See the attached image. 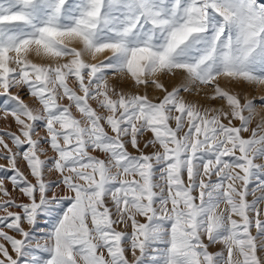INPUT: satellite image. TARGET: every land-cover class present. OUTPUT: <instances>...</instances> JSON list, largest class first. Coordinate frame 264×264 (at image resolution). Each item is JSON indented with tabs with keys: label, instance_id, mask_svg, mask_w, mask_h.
I'll use <instances>...</instances> for the list:
<instances>
[{
	"label": "snow or ice",
	"instance_id": "1",
	"mask_svg": "<svg viewBox=\"0 0 264 264\" xmlns=\"http://www.w3.org/2000/svg\"><path fill=\"white\" fill-rule=\"evenodd\" d=\"M229 85L264 86V0H0L17 129L0 135V264H264V122Z\"/></svg>",
	"mask_w": 264,
	"mask_h": 264
},
{
	"label": "rangeland",
	"instance_id": "2",
	"mask_svg": "<svg viewBox=\"0 0 264 264\" xmlns=\"http://www.w3.org/2000/svg\"><path fill=\"white\" fill-rule=\"evenodd\" d=\"M89 59H91V58L89 57ZM103 59H104V57L102 55L97 57V61L103 60ZM108 79H109V83L110 84L119 85V87L122 88L124 91H128V92L136 91V89L133 88V82L128 77H119L117 75H113V74L110 73L109 76H108ZM162 82L164 83L165 87L168 88L169 91H171L173 87L179 86L182 83V80H181V78L179 76L174 77V78L173 77H163L162 78ZM223 84H224V82L222 81V85ZM228 88H229L230 91L237 92V93H242V95H241V102L242 103L245 100V95H246V97L248 99H252L254 101V103L256 105V113L257 114H256V116H255V118L253 120L252 127H255L257 124H259L261 122H264V106L261 105V100H260L261 97H264V86L229 85ZM13 91H15V90H13ZM143 91H144V89L141 88L140 92L143 93ZM147 91H148L149 97L154 99V100L157 97L162 98V96H163V93L161 91L156 90V89L151 88V87ZM203 91L204 92H208V91H210V89H203ZM184 95L187 96L188 94H184ZM21 97L26 102L31 103V101H32V98L29 96V94L27 93L26 89L21 90ZM188 99L199 100L205 106H213V107H218V106H220L223 103L222 101H219V100H217L215 102H210V101L205 100L203 97H198V96H195V95L188 96ZM2 102H3V98L0 97V104H2ZM64 102L67 103L66 100ZM93 107H95V103L94 102H93ZM73 111H75V110H73ZM234 123H238V122H234ZM8 125H11V128H10L11 131H17L16 125L11 120V118H9L8 121H5V120L2 119V113H0V135L3 134V130L8 128ZM151 137H152V134L151 133H147L146 136H145V139H150ZM5 138H6V141L9 143V146H12L11 142L7 140V137H5ZM141 147H143V144H141ZM128 150L130 152H132L133 154H137L136 151L131 148V146H129ZM151 151H152L151 148L145 149L146 153H150ZM93 154L102 157V154L99 153V152L93 153ZM51 155H53V153H51V151H49V156H51ZM41 158L43 159L44 157L42 156ZM0 165H3L5 168H7L8 167L7 160L0 159ZM19 166L21 167L22 171H24L26 174L28 173V169L26 168V166H25L23 161L20 162ZM0 175H3V173L0 172ZM9 175H11V173H9ZM29 178L31 179L30 176H29ZM52 178L54 179L55 177H52ZM5 186L7 187L9 193L13 197H17V202H19L21 199H24V198L19 196L18 191H13L10 181L5 180ZM260 194L261 193L259 191H257L256 195L259 196ZM0 198L6 199L7 197L0 196ZM247 199L251 200V199H253V197L249 196V197H247ZM221 207H223V205H221ZM262 207H264V205H262ZM9 211H19V209L10 208ZM2 215H5V213L3 211H0V216H2ZM2 227H4V226L0 225V228H2ZM25 227L27 228V225H25ZM4 230L8 231L7 228H4ZM118 230H125V231L130 232L131 228L128 227V228L125 229L123 226H121L120 228H118ZM252 231H253V235H255V230L253 229ZM9 234L10 235H14V236L16 235V233H14V232H9ZM17 238H19V237L17 236ZM221 249H222L221 245H216V246H213L210 249V251L216 252V251H220ZM129 256H130V254H129Z\"/></svg>",
	"mask_w": 264,
	"mask_h": 264
}]
</instances>
